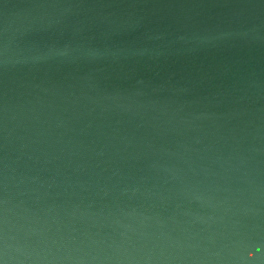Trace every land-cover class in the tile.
Returning a JSON list of instances; mask_svg holds the SVG:
<instances>
[{
	"label": "water",
	"instance_id": "95a60500",
	"mask_svg": "<svg viewBox=\"0 0 264 264\" xmlns=\"http://www.w3.org/2000/svg\"><path fill=\"white\" fill-rule=\"evenodd\" d=\"M0 264H264V0H0Z\"/></svg>",
	"mask_w": 264,
	"mask_h": 264
}]
</instances>
